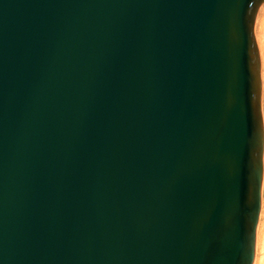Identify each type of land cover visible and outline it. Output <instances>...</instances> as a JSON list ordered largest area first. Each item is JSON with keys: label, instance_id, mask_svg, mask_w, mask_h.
<instances>
[{"label": "water", "instance_id": "water-1", "mask_svg": "<svg viewBox=\"0 0 264 264\" xmlns=\"http://www.w3.org/2000/svg\"><path fill=\"white\" fill-rule=\"evenodd\" d=\"M263 2L0 0V264H252Z\"/></svg>", "mask_w": 264, "mask_h": 264}, {"label": "snow or ice", "instance_id": "snow-or-ice-1", "mask_svg": "<svg viewBox=\"0 0 264 264\" xmlns=\"http://www.w3.org/2000/svg\"><path fill=\"white\" fill-rule=\"evenodd\" d=\"M255 59L257 57L255 53ZM256 73L258 80V115L260 121V127L262 131V140H264V108H262V80H264V42L261 45V51L259 54V65ZM259 199L261 209L264 211V144H262V150L260 154V179L257 191V201Z\"/></svg>", "mask_w": 264, "mask_h": 264}, {"label": "bare ground", "instance_id": "bare-ground-1", "mask_svg": "<svg viewBox=\"0 0 264 264\" xmlns=\"http://www.w3.org/2000/svg\"><path fill=\"white\" fill-rule=\"evenodd\" d=\"M257 11L258 12L256 15L255 24L253 28H254V36H255L256 45H257V48L260 54L261 45H262V42H264V2L261 4V6L259 7ZM262 107L264 108V80H262ZM263 237H264V233H263ZM263 243H264V240H263ZM263 243L260 246V256L255 259L254 264H264V244Z\"/></svg>", "mask_w": 264, "mask_h": 264}, {"label": "rangeland", "instance_id": "rangeland-1", "mask_svg": "<svg viewBox=\"0 0 264 264\" xmlns=\"http://www.w3.org/2000/svg\"><path fill=\"white\" fill-rule=\"evenodd\" d=\"M259 7H258V9H259ZM257 12L258 11H256V13H255L254 22H253V26H252V33H253V38H254L255 45H256V41H255L254 28L253 27H254V24H255V19H256ZM256 49H257L258 60H259V51H258L257 45H256ZM262 144H264V140H262ZM263 214H264V211H262L261 205H260V207H259V214H258V220H257V225H256V231H255L254 256H253L252 264H254L255 263V259L260 256V246H261V244L263 243V240H264L263 239L264 238L263 237V233H264L263 232L264 231L263 230L264 229V215ZM258 244H260V245H258Z\"/></svg>", "mask_w": 264, "mask_h": 264}]
</instances>
